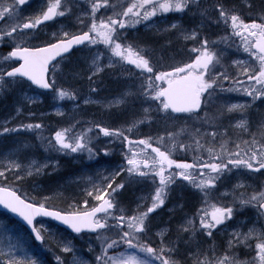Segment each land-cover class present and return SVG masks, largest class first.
<instances>
[{
	"label": "snow or ice",
	"instance_id": "6c2138e0",
	"mask_svg": "<svg viewBox=\"0 0 264 264\" xmlns=\"http://www.w3.org/2000/svg\"><path fill=\"white\" fill-rule=\"evenodd\" d=\"M31 3L32 0L0 2V22H3V26H0V47L10 49L6 54H0V95L14 94L17 90L35 86L50 90L54 99L76 100L74 92L57 87L60 74L58 65L76 52H84L85 62L91 60V69H95L92 76L103 71L101 63L104 58H107L108 68L121 65L129 73L131 69L124 66H133L138 70L137 75L145 77L140 81L137 96L142 104L149 105L144 112L148 113L154 104L156 112L163 113L166 119L199 116L204 101L219 93L242 92L250 98L249 103L228 104V113L247 112L256 101L264 103V0H260V15L251 22H246L243 8L234 0H131L126 4L112 3L111 0H43L34 15L25 17V6ZM244 7L249 13L254 10L251 0ZM158 13L165 16L176 13L181 17L190 14L191 22L196 27L185 28L183 23L177 21L171 22L163 30L166 33L175 30L184 40L198 45L190 50V54H195L191 62H178L163 69V66H157L158 62H153L148 49L127 42L128 29L135 28L141 22L152 21ZM57 18H63L69 27L79 25V31L70 33L62 28L59 34H53L56 42L50 40L43 46L32 44L39 38L41 27L47 26L50 21L59 22ZM221 25L226 31L230 30V35L210 39L208 31ZM233 36L241 38L243 51L248 57L246 60L232 61L239 69L235 74L224 68L221 63L224 50L219 49L220 44H227ZM99 45H103V49ZM92 76L88 77L90 81ZM92 91L96 92L97 89L93 88ZM26 99L29 103H36L35 97ZM16 111L19 114L20 108ZM213 119L215 117L207 114L203 118L205 123ZM138 123L143 124L144 121ZM41 127L40 123L20 124L15 128L0 125V136L20 132L21 129L37 131ZM95 127L104 137L126 144L128 151L124 154L123 165H118L110 175L102 176L99 184L93 182L91 190H85L87 196L96 201L91 208L88 207V200H85L82 208L52 210L45 202L22 197L18 194L20 189L8 183L10 177L14 178V182L22 183L26 176L39 175L41 166L35 162L25 166L18 159L17 152L0 154L7 161H0V206L26 222L35 241L41 244L45 241L41 230L34 226L37 217L53 218L76 234H95L94 239L99 241L98 252L89 245V251L94 255L90 262L77 255L71 240L61 241L60 251L68 254L71 260L67 256L62 258L57 255L56 264H180L173 257L180 253L181 245L191 253V258L185 259L183 264H264V224L259 229L255 226L264 218V190L250 197L241 192L236 197V190L246 187L238 182L231 194H220L225 200L232 195L231 202L212 205L210 213L205 209L191 217L182 216L174 229L170 226L167 232L162 229L155 236L152 224L154 217L164 211L166 202L177 190L195 189L202 194L206 203L213 192H219L225 181L233 178L239 181L240 170H247L243 173L245 178L249 173L264 177V126L250 132L247 121L239 119L236 127L247 132L250 139L243 141V148L235 144V150L224 143L217 148L214 143L217 132L204 133L205 136L210 135L213 141L207 147L201 144L200 139H194V146L181 143L172 132L167 134V139L158 137L155 140L158 146L153 147L151 136L138 140L129 138L138 124L127 128H110L99 124ZM92 132V127L79 135L70 134L69 128L57 130L46 141L48 150L64 155L87 152L91 159L95 147L92 145L93 137L89 135ZM199 135L200 129L197 128L194 136ZM135 148L140 151H133ZM190 150L206 151L209 159L205 161L202 157L194 156L189 163L174 158L175 152ZM103 155L108 157L109 150L103 149ZM42 167L46 168L47 165ZM125 173L128 184H149L154 188L150 204L137 203L135 210L122 206L119 197L126 184L117 182L116 177ZM261 188L264 189V185ZM249 205L256 209V222L247 232H241L240 229L247 225L238 218ZM180 207L183 208L182 205ZM169 211L174 213L175 210ZM220 232L224 233L229 249L234 244L245 242L244 246L254 252L252 258L241 261L234 251L221 257L215 245L205 249L204 244L215 241ZM252 238L257 241L254 248L250 242ZM13 248L15 245H10L8 253H0V264H43L27 256L25 259L17 258ZM110 251L113 254L110 255ZM201 257L204 259L201 260Z\"/></svg>",
	"mask_w": 264,
	"mask_h": 264
},
{
	"label": "rangeland",
	"instance_id": "374dc122",
	"mask_svg": "<svg viewBox=\"0 0 264 264\" xmlns=\"http://www.w3.org/2000/svg\"><path fill=\"white\" fill-rule=\"evenodd\" d=\"M0 2L11 3L12 0H0ZM42 2L43 0H32L30 6H25L24 16L34 15ZM234 2L238 3L243 8L244 16L247 18L246 22H251V19H257L260 15V0H251L254 5V10L251 13L244 7L248 0H234ZM117 3H119V1ZM120 3L126 4L128 1L120 0ZM172 16L171 22L180 21L185 28L189 26L196 27V24L191 22L190 14L189 16L181 17L180 14L172 13ZM169 18L170 14L165 16L158 13L157 17L153 18L152 21L141 22L135 28H130L127 31V35L129 36L127 42L135 43L139 46L141 44L150 47L152 52H156L152 54V60H162V63L165 62V64H157L158 67L163 66V69L168 68L169 62H172V64L178 62H191V60L195 58V54H190V50L192 47L198 46L194 45L192 41L184 40L175 30H170L167 33L164 32L163 29L168 27L171 23ZM57 19L59 22L50 21L47 22V26H42L39 30V38L31 43L38 45L44 44V42L47 43L50 40L53 41L55 40L53 34H59L62 28L70 33L79 31V25L69 27L68 22L64 21L63 18ZM0 26H3V22H0ZM217 31L219 32L218 34L216 33ZM208 35L210 39L216 40L220 36L230 35V30L226 31L222 25L220 27L214 26L208 31ZM171 43L172 45H170ZM103 47V45H99V48L103 49ZM219 49L224 50L221 63L224 65V68H228L233 74L238 72L239 69L232 61L246 60L248 58L247 54L243 51L242 40L239 37H230L227 44L219 45ZM8 51V47H0V54H6ZM165 51L167 53H165ZM162 52H164L165 57H163ZM65 65H67V67H65ZM229 66L231 67L229 68ZM101 67L103 71L92 76V72L95 71V69H91V60L85 62L84 52H78L63 60L61 64L58 65L60 74L57 77V87L74 92L77 95L76 100L54 99L52 93H41L32 86L25 87L22 91L17 90L14 94L0 95V125H11V123L20 117L26 119H47L52 116L54 118L63 119L66 117L62 124L65 125L64 128H69L70 134L79 135L87 128H93V132L89 133V135L93 137L92 145L95 146L93 147L94 155L91 159L87 152L82 154L69 153L67 155L51 152L48 150L46 142L43 143L42 141L38 142V144L46 146L45 150L41 153L35 152V150L31 148L32 137L26 134L23 129L16 134L8 133V135H6V140L0 142V154L17 152L18 159L22 161L25 166L32 162H35L37 166H41L39 175L33 174L32 176H26L22 183L14 182V178L11 177L8 181L14 185L26 187L28 190L24 193L28 195L29 199H34V195L38 192H44L39 202H45L47 205L52 196L48 192L49 188L50 191L55 189L56 191L54 192L59 194V189L64 187L62 184L69 183L79 184L83 196L85 197L87 196L85 190H91L93 182L99 184L102 176L110 175L116 170L118 165H123L125 163L124 154L128 151L127 145L122 144L120 141H113L109 137H104L95 127L97 124L110 128H122L120 125H122L125 120L129 121L131 117H133V119H136V117L140 119L138 115H143L144 113L146 114L143 115L144 117L142 118L144 126H141L140 130H138V128L134 129V132L129 134V138L132 140L144 139L151 136L153 138V147H156L158 145L155 143V139L163 135V133L160 134V130L164 127L163 125L171 128L178 126L179 129L177 131L175 130L176 127L173 130H169L173 134L179 132L178 136L182 137V142L185 144H192L194 146V139H200L201 144L207 147L213 143V141L210 135L205 136L204 133L217 132L218 135L214 141L217 148L221 143H224L232 150H235V144H240L241 148H243V141L250 139L247 132L236 127L239 119L243 118L247 121L250 132H256L258 128L264 126V103L260 101H256L247 112H227L228 104H245L250 102V98L245 96L242 92L214 94L210 99L204 101V106L199 116L193 115L191 118H183L180 120L166 119L163 113L156 112L154 104L151 106L149 112L145 113L144 109L149 108V105L142 104L140 99L137 98L140 81L145 80V77L138 76V70L134 69L133 66H124L130 68L131 73L124 71L121 65L108 68L107 58L103 59ZM89 76H92L91 81L88 79ZM225 84H227V82H225ZM93 88H96L97 91L93 92ZM26 97H35L36 103H29ZM85 101H88V103H85ZM90 107L92 109H90ZM17 108H20L19 114H17ZM118 108H120L121 112L118 111ZM205 114L209 117H215V119L205 123L203 120ZM117 115H120L121 118ZM109 117L114 118L111 120ZM156 117H158L159 122H162L163 125L155 122L151 127L149 126L148 129H145L147 122L150 125ZM19 125L20 124L17 123L13 125L12 128ZM131 125L127 126L125 123L123 128H127ZM197 128L200 129V135L194 136ZM61 129L62 128L59 130ZM181 129H184V131H181ZM3 137L5 138V136ZM165 139H167V135ZM105 148L109 150L108 157H104L103 155V149ZM98 149L100 151L97 155L96 152ZM133 151L139 152L140 149L135 148ZM194 156L202 157L205 161L209 159L206 151L201 152L197 150L194 152L190 150L188 152L177 151L174 153L175 159L189 163L193 161ZM65 159H67L66 162L71 165L74 163L78 165L79 169H76L74 173L64 174V169L61 168ZM98 160L100 161L99 164L96 163ZM0 161L7 163L6 160H3L2 155H0ZM43 165H47V167H42ZM58 172H61V174H59L57 179L53 178L51 182L53 187L51 189V183L47 181V178ZM245 172H247V170H240L238 175L241 176V179L239 181L235 178L225 181L224 185L220 187L219 192H213L206 203L202 194L197 193L196 190L192 188H188L184 191L177 190L175 193L171 194L170 201L166 202L167 207L164 211L159 212L152 221L154 226L153 236L162 229L167 232L170 226L174 229L177 221L182 216L187 215L191 217L193 214L202 213L205 209L210 213L212 211V205L215 204L220 206L223 203L231 202L232 195L225 200L221 198L220 194L224 192L231 194L233 187L238 182L244 183L246 187L237 189L235 192L236 197H239L241 192H244L246 196L250 197L255 194V192L264 190L261 188V186L264 185V177H261L259 174L253 175L249 173L248 177L245 178L243 176ZM116 180L117 182L126 184L125 190H122V195L119 197L122 201V206L130 207L135 210L137 203L141 205L146 203L150 204V197L154 194V188L150 187L149 184H128L126 173L121 177H116ZM248 185H251V187H247ZM45 197H47L46 201ZM91 198L92 197H89V199ZM93 202H95V200L92 198L88 203V207L91 206ZM181 205L183 206L182 209L180 207ZM83 206L84 202L74 208H82ZM170 209H174V213L169 211ZM256 217L257 213L254 207L251 205L245 207L238 220L246 224L247 227L241 228L240 231L247 232L248 228L253 226V222H256ZM4 219L5 217L0 214V221ZM261 224H264V218L258 223H255L256 228L259 229ZM37 226L46 239L44 245L32 244L22 229L12 222L7 228L6 223L3 224V222H0V253H8L10 245H15L12 251L15 252L19 259H25L27 256L42 261L43 264H56L55 257L57 255H60L62 258L67 256V258L71 260L68 254H64L60 251L61 241L63 240H71L77 249V255L81 259L89 262L94 259L93 253L89 251V245L98 251L99 241H96L94 236L82 235L75 237L57 224L48 220H39ZM174 238L175 235H173V239ZM250 242L254 248L257 242L255 238H252ZM244 244L245 242L242 241L239 245L234 244L233 248L229 249L224 233L220 232L216 235L215 241H208V243L204 244V248L207 249L210 245H215L217 254L221 257L231 254L234 251L239 260H250L254 252L245 247ZM109 254L111 255L113 253ZM173 258L180 261V264H183L185 259L191 258V253L181 245L180 253ZM200 259L203 260L204 257Z\"/></svg>",
	"mask_w": 264,
	"mask_h": 264
},
{
	"label": "trees",
	"instance_id": "16d2710c",
	"mask_svg": "<svg viewBox=\"0 0 264 264\" xmlns=\"http://www.w3.org/2000/svg\"><path fill=\"white\" fill-rule=\"evenodd\" d=\"M124 110H127V109H124ZM121 112V111H120ZM121 115V113H120ZM143 115H146L143 113ZM143 115H138L139 118L136 117V119L133 120L132 122V118L131 117L129 119V121L125 120L124 123L122 125H120L122 128L124 127L125 123L126 125H133V124H138V130H140V127L141 126H144V124H139L138 122L143 120L142 118L144 117ZM134 116V115H132ZM121 118V116H120ZM66 119V117H65ZM63 118H54V117H48L47 119H26V118H20L18 119L17 121H15L14 123H12L10 126V128H12L13 125L19 123V124H27V123H40L42 125L41 129L40 130H37V131H25L26 134L30 135L32 137L33 140H31V143H32V147L35 152H43L45 150V147L46 146H43V145H39L38 142H43L45 143L48 139H51L53 136H54V133L55 131L59 130L60 128H64L65 125L62 124L63 121L65 120ZM132 122V123H131ZM155 122H159V119L158 117H156L152 122L151 124L149 125V123L147 122L146 126H145V129H148L149 126L151 127L153 125V123ZM163 125V124H161ZM164 127L162 128V130H160V134L163 133V137L166 138V135L169 133L168 131V128L165 127V125H163ZM17 132H12V134H16ZM6 135L8 134H5L3 136H5V138L3 136H0V142L1 141H4L6 140ZM179 135V132L176 133V136H177V140L181 143L182 142V137L178 136ZM157 139V138H156ZM155 139V140H156ZM47 144V143H46ZM171 143H169L170 145ZM70 158V156H69ZM71 159V158H70ZM67 159H65V162H63V166L61 169H64L63 172H65L64 174H71V173H74V171H76V169H79V166L78 165H75V164H69L66 162ZM62 172V173H63ZM59 174H61V172H58L54 175H51V176H48L47 178V181L49 183H51L53 181V178L57 179ZM9 183V182H8ZM64 187L63 188H60L59 191L60 193L56 194L54 191H56L55 189L50 191V188H49V194H51V199L48 201L49 203H47V206L49 207H52V208H57V209H61V210H71V208H74L76 206H79L81 205L85 200H88V202H90L92 200L89 199V197L87 196H83V192L81 191V187H79V184H76V183H69V184H62ZM14 187H17L20 189V193H22L23 195H27L25 194L24 192L27 191L28 189L22 185H14ZM53 187V184L51 183V189ZM26 188V189H25ZM46 192V191H45ZM44 192H38L37 194L34 195V199L35 201H39L41 199V196ZM28 197V195H27ZM31 199V198H30ZM34 199H31V200H34ZM0 222H3L6 223V227L10 226L11 224V220L10 219H4ZM26 234V233H25ZM111 252V251H110Z\"/></svg>",
	"mask_w": 264,
	"mask_h": 264
},
{
	"label": "water",
	"instance_id": "95a60500",
	"mask_svg": "<svg viewBox=\"0 0 264 264\" xmlns=\"http://www.w3.org/2000/svg\"><path fill=\"white\" fill-rule=\"evenodd\" d=\"M65 55H67V54H65ZM57 59H59V58H57ZM41 90V89H40ZM42 91H50V90H42ZM52 210H54V209H52ZM0 211H5V212H7V213H9V214H11L15 219H17L18 221H20L30 232H31V230H30V227L26 224V222H24L21 218H19L18 216H16L15 214H13V213H11V212H9V211H7L6 209H4L3 208V206H0ZM39 218H45V219H50V220H52V221H54V222H56V223H58L59 225H61V226H63V227H65V228H67L69 231H71L72 232V230L70 229V228H68V226H66V225H64V224H62L61 222H59V221H56V220H54L53 218H50V217H37L36 219H35V221H34V226H35V222H36V220L37 219H39ZM36 227V226H35ZM72 233H74V232H72ZM84 233V232H83ZM32 234V233H31ZM76 234V233H75ZM81 234V233H80ZM33 235V234H32ZM33 237H34V235H33ZM37 242H39V241H37ZM39 243H41V242H39Z\"/></svg>",
	"mask_w": 264,
	"mask_h": 264
},
{
	"label": "flooded vegetation",
	"instance_id": "af4514ba",
	"mask_svg": "<svg viewBox=\"0 0 264 264\" xmlns=\"http://www.w3.org/2000/svg\"><path fill=\"white\" fill-rule=\"evenodd\" d=\"M118 1H119V3H120V0H111L112 3H117ZM126 1L131 2V0H126ZM109 14H110V13H109ZM98 15H99V14H98ZM172 18H173L172 13H170V18H169V21H170V22L172 21Z\"/></svg>",
	"mask_w": 264,
	"mask_h": 264
}]
</instances>
